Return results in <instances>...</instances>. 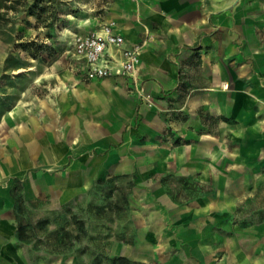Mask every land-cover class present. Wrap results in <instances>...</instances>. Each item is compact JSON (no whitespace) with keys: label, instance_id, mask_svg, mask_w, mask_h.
<instances>
[{"label":"rangeland","instance_id":"1","mask_svg":"<svg viewBox=\"0 0 264 264\" xmlns=\"http://www.w3.org/2000/svg\"><path fill=\"white\" fill-rule=\"evenodd\" d=\"M112 1L25 0L7 14L0 26L1 147L43 112L64 111L75 91L101 79L85 74L72 45L76 35L111 24L103 21ZM231 32L226 30L227 38ZM232 80L210 85V109L199 102L203 95H192L197 106L187 116L194 118L196 140L177 144L179 135L171 128L155 140L140 133L134 137L143 136L140 142L133 139L132 157L114 158L104 171L87 175L82 192L68 202H16L20 252L3 251L0 264H118L113 262L117 256L131 264H264V207H254L249 197L264 187V146L258 154L253 151L257 129L264 140V109L257 104L237 108ZM132 89L152 105L142 88ZM222 94L225 119H217L212 108ZM142 117L138 111L135 128ZM219 135L227 149L201 155L217 146ZM13 181L3 177L2 183L10 187ZM219 195L235 196L233 205L193 214L208 197Z\"/></svg>","mask_w":264,"mask_h":264},{"label":"crops","instance_id":"2","mask_svg":"<svg viewBox=\"0 0 264 264\" xmlns=\"http://www.w3.org/2000/svg\"><path fill=\"white\" fill-rule=\"evenodd\" d=\"M103 22L111 23L127 45L143 42L138 80L121 76L92 80L63 104L64 111L43 112L32 127L0 145V254L20 252L14 185L3 184V177L20 180L19 194L25 201L64 204L82 192L87 175L98 168L104 171L114 158L132 157L133 139L155 140L171 128L179 135L177 144L196 140L194 118L187 116L197 106L192 95H203L199 102L210 109L211 84L232 77L237 108L257 104L264 109V0H113L106 5ZM226 30H232L229 38ZM135 85L152 98L151 106L136 95ZM223 100L222 94L212 108L217 119H225ZM138 111L143 117L135 128ZM205 124L202 119L201 125ZM258 131L255 154L264 146ZM140 133L142 137L134 138ZM223 138L217 136V146L207 147L201 155L210 157L227 149ZM45 166L62 170L44 171ZM27 172L34 177H27ZM249 197L254 207H264L263 186ZM234 198L208 197L193 214L231 206Z\"/></svg>","mask_w":264,"mask_h":264},{"label":"built area","instance_id":"3","mask_svg":"<svg viewBox=\"0 0 264 264\" xmlns=\"http://www.w3.org/2000/svg\"><path fill=\"white\" fill-rule=\"evenodd\" d=\"M72 48L89 78L121 76L135 83L138 80L143 42L127 45L124 36L115 31L112 24L76 35ZM135 88L142 91L136 85Z\"/></svg>","mask_w":264,"mask_h":264},{"label":"trees","instance_id":"4","mask_svg":"<svg viewBox=\"0 0 264 264\" xmlns=\"http://www.w3.org/2000/svg\"><path fill=\"white\" fill-rule=\"evenodd\" d=\"M23 2H25V0H0V26L8 21L9 18L7 17V14L9 12H17L22 6ZM20 190V180L16 179L11 193L15 197V203L17 202L18 204H22L24 202V198L19 194ZM18 230L20 232V226ZM113 262H117L118 264H131V262L123 256L114 257Z\"/></svg>","mask_w":264,"mask_h":264}]
</instances>
